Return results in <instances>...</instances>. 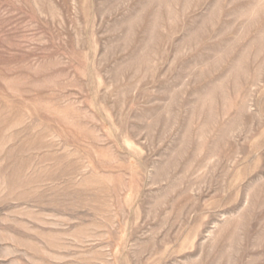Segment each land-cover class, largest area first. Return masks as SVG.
<instances>
[{
    "label": "rangeland",
    "instance_id": "1",
    "mask_svg": "<svg viewBox=\"0 0 264 264\" xmlns=\"http://www.w3.org/2000/svg\"><path fill=\"white\" fill-rule=\"evenodd\" d=\"M0 264H264V0H0Z\"/></svg>",
    "mask_w": 264,
    "mask_h": 264
}]
</instances>
